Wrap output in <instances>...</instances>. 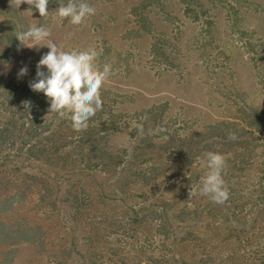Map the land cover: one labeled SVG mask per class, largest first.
<instances>
[{"label": "rangeland", "instance_id": "obj_1", "mask_svg": "<svg viewBox=\"0 0 264 264\" xmlns=\"http://www.w3.org/2000/svg\"><path fill=\"white\" fill-rule=\"evenodd\" d=\"M142 1L87 0L95 15L72 25L56 15L61 0H49L48 17L35 8L30 15L26 3L17 9L0 0V126L12 132L8 142L30 139L36 131L23 112L32 105L51 124L35 155L0 140V264H152L154 239L161 236L150 232L153 205L179 225L183 202L191 200L178 158L189 137L214 122L242 120L245 103L235 90L263 103L264 0L152 1L144 13L153 21L148 31L132 10ZM31 25L48 27L65 51L95 48L96 63L112 66L101 89L103 109L87 129L75 131L68 116L49 112L44 94L30 89L49 51L20 46L16 33ZM163 45L169 57L161 54ZM24 66L27 75L18 77ZM160 103L164 122L140 120L139 111ZM215 141L227 157L233 140L228 147ZM145 202L148 218L135 222L133 209ZM14 228L19 236L8 233ZM26 232L35 239L26 240Z\"/></svg>", "mask_w": 264, "mask_h": 264}, {"label": "trees", "instance_id": "obj_2", "mask_svg": "<svg viewBox=\"0 0 264 264\" xmlns=\"http://www.w3.org/2000/svg\"><path fill=\"white\" fill-rule=\"evenodd\" d=\"M152 1L157 4L160 0H144L132 9L141 30H151L153 21L144 13L152 7ZM62 2L66 4L67 0ZM196 7L204 8L205 4L198 2ZM197 20H200V17ZM208 23L212 24V21ZM167 49L168 45H163L161 54L169 57ZM233 92L234 96L244 100L245 103V107H240L242 120L219 121L206 126L204 130L197 131L194 136L189 137V143L179 154L186 188L189 191L194 190L191 200L183 202L179 225H176L177 219L165 207L156 206L155 209L153 205L150 211V224L148 223L150 232L152 233L154 229L157 235H161L155 236L154 239L152 249L155 257H151L152 264H264V101L257 104L248 98L246 92L238 90ZM34 98L32 94L29 96L30 100ZM32 106L30 111L23 112L30 115L27 122L31 126L30 131H36L31 138L28 140L25 138L21 142L18 137H13L12 141L8 142L6 137L9 135L11 139L12 132L0 126V140L2 138L18 152L22 150V146H28L31 154L35 155V150L41 144L37 141L39 135L50 130L51 124L49 128L46 127L49 121L44 118L43 113L36 111L38 105ZM42 109L44 110V107ZM165 113L166 107L160 103L143 108L138 112V117L140 120L146 118L151 121L154 118L155 121L164 122ZM165 126L172 125L168 122ZM229 133H235L237 137L233 140V146L227 148L228 154L232 156H228L227 152H225L227 157L224 156L226 165L223 178L230 196L224 204L211 205L207 201L208 197H201L199 191L201 177L208 171L205 154L209 151H217L215 138H220V142L223 141V145L228 147L231 143L228 138ZM262 152L263 155H258ZM140 173L144 175L143 171ZM152 178L157 180L159 175L151 176L149 179ZM151 181L153 182V179ZM145 196L147 201L150 195L147 196L146 192ZM198 200L203 203H198ZM166 205L169 210L174 208V204L169 201H166ZM147 210L149 211L147 202L133 209L135 222L146 221L148 215L144 213ZM203 219L204 225L201 224ZM3 228L0 226V236L1 232H4ZM8 231L9 234L18 236L20 234L15 228ZM20 231L22 236L25 231L23 229ZM24 236L28 241L35 239L33 235L29 233L27 235V232ZM158 238L162 240L159 241ZM12 242L16 241L12 240Z\"/></svg>", "mask_w": 264, "mask_h": 264}, {"label": "clouds", "instance_id": "obj_3", "mask_svg": "<svg viewBox=\"0 0 264 264\" xmlns=\"http://www.w3.org/2000/svg\"><path fill=\"white\" fill-rule=\"evenodd\" d=\"M22 3L29 5L26 11L32 15V8L38 10L40 17H48L49 0H10L18 9ZM96 8L86 0H67L59 2L56 15L61 19H69L72 25H81L86 17L95 15ZM48 27L31 25L15 35L20 46L28 48L46 47L36 65L35 79L29 82L32 91L43 93L49 102V112L60 117L68 116L75 131L87 129L88 121L97 111L103 109L101 89L112 74V66L105 63L100 67L96 60L99 53L93 47L80 50L65 51L52 39ZM46 68V72L42 69ZM27 66L22 67L18 77L27 75ZM26 109L31 102H24ZM230 140L237 139L235 133H229ZM208 171L201 177L199 191L217 204H224L230 196L223 178L226 160L223 154L209 151L205 154ZM194 190H190V196Z\"/></svg>", "mask_w": 264, "mask_h": 264}]
</instances>
